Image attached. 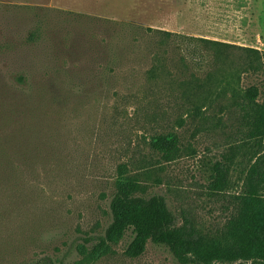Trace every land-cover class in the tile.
<instances>
[{"label":"rangeland","instance_id":"1","mask_svg":"<svg viewBox=\"0 0 264 264\" xmlns=\"http://www.w3.org/2000/svg\"><path fill=\"white\" fill-rule=\"evenodd\" d=\"M249 88L261 103L264 0H0V264H178L152 243L125 257L130 231L89 242L120 175L178 226L221 238L255 161ZM171 134L166 162L150 141ZM232 154L213 195L212 168Z\"/></svg>","mask_w":264,"mask_h":264},{"label":"trees","instance_id":"2","mask_svg":"<svg viewBox=\"0 0 264 264\" xmlns=\"http://www.w3.org/2000/svg\"><path fill=\"white\" fill-rule=\"evenodd\" d=\"M163 35L170 37L169 33ZM240 98L245 138L256 148L251 157L255 161L237 198L236 213L227 222L221 238L202 236L187 221L178 226L163 197L140 196L138 182L120 175L109 203L110 223L103 236L89 240L95 242L96 252L118 244L130 231L133 239L124 251V256L130 259L140 257L146 245L152 243L165 247L178 264H264V99L257 102L255 88L247 89ZM150 147L166 162L178 156V138L174 134L154 137ZM234 158L232 154L224 163L213 166L209 184V192L213 195L226 190ZM33 264L53 263L42 258Z\"/></svg>","mask_w":264,"mask_h":264}]
</instances>
